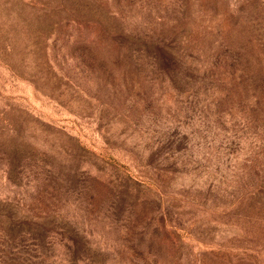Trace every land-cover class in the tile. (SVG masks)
I'll list each match as a JSON object with an SVG mask.
<instances>
[{
  "label": "rangeland",
  "instance_id": "374dc122",
  "mask_svg": "<svg viewBox=\"0 0 264 264\" xmlns=\"http://www.w3.org/2000/svg\"><path fill=\"white\" fill-rule=\"evenodd\" d=\"M28 1L0 0V264H264V0Z\"/></svg>",
  "mask_w": 264,
  "mask_h": 264
},
{
  "label": "trees",
  "instance_id": "16d2710c",
  "mask_svg": "<svg viewBox=\"0 0 264 264\" xmlns=\"http://www.w3.org/2000/svg\"><path fill=\"white\" fill-rule=\"evenodd\" d=\"M28 3H30L31 5H33L34 7H39V8H41V9H48V11H56V9H58L59 7H63V8H65V9H67L66 8V5L63 3V5L61 6V5H59V6H55V4L56 3H52V0H29L28 1ZM68 11H70V9L68 10ZM37 23H39V20H38V22ZM41 24H43V22H41ZM56 26V24H52V28L53 27H55ZM77 28H78V30L80 31V30H82L83 29V26L82 25H80V24H78L77 25ZM41 31H40V28H39V24H38V26H37V28H36V30H35V35H34V39H35V41L37 42L38 41V39L40 38V33ZM53 34V31H51L50 33H49V37L51 36ZM49 37H47V38H49ZM34 41H33V43H32V45H34ZM35 47H36V43H35ZM39 50V49H38ZM35 51H37L36 49H35Z\"/></svg>",
  "mask_w": 264,
  "mask_h": 264
}]
</instances>
